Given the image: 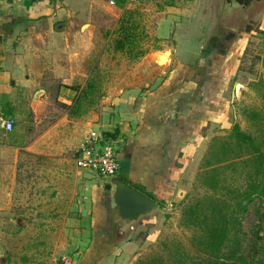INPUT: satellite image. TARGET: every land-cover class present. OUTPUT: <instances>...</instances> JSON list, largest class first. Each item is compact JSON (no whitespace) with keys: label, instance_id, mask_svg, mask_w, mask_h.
<instances>
[{"label":"rangeland","instance_id":"rangeland-1","mask_svg":"<svg viewBox=\"0 0 264 264\" xmlns=\"http://www.w3.org/2000/svg\"><path fill=\"white\" fill-rule=\"evenodd\" d=\"M126 7L137 12L132 20L143 31L142 37L136 36L143 52L172 46L182 50L184 62L192 67L202 65L213 70L219 64L222 66L221 75L212 79L215 86L222 87V114L219 121L208 123L202 131L206 148L211 139L227 134L234 123L245 132L253 131L255 118L250 114L264 120V0L253 1L232 13L225 0H141ZM166 14L172 16L164 18ZM98 24L94 28L97 32L92 39L93 48L77 66L81 72L88 70V77L93 73L99 77L96 95L81 97L79 86L86 78L76 74L78 84L74 79L65 84L75 90L68 104L57 98L54 77L41 85L17 88L13 94L0 96V264H77L86 255L87 235L75 232V221H70L67 209L72 199H79V203L85 192L83 180L99 175L77 166L84 139L78 144L79 132L83 129L68 122L64 114L68 115L67 107L77 96L81 97L78 111L89 110L92 103L91 110L97 112V103L105 94L103 86L125 75L139 60L132 55L136 49L129 54L113 48L112 31L117 22L102 18ZM153 25H157L158 39L147 37L149 26ZM172 27L173 37L169 32ZM217 55L223 56V60ZM236 84L239 86L235 87ZM7 119L12 126L6 131L2 121ZM78 119L87 126L85 115ZM95 120L94 116L91 121ZM105 133L100 135L107 140ZM89 134L94 133L88 131L85 136ZM109 144L116 149L115 143ZM200 157L198 154L189 165V179L186 177L182 195L176 194L168 205L170 216H156L157 225L146 235L144 226L139 225L135 233L128 234L135 238V245L109 250L101 264H135L150 256L165 255L168 249L164 250V244L194 251L189 241L191 229L181 226L179 221L183 208L206 193L196 180V173L201 170ZM230 175L234 177L235 173ZM259 204L258 198H253L240 215L245 246L256 229L255 209ZM105 224L108 229V218ZM259 234L264 236L262 230Z\"/></svg>","mask_w":264,"mask_h":264},{"label":"crops","instance_id":"crops-1","mask_svg":"<svg viewBox=\"0 0 264 264\" xmlns=\"http://www.w3.org/2000/svg\"><path fill=\"white\" fill-rule=\"evenodd\" d=\"M129 3V0H123L121 5L116 0H0V96L17 88L41 85L54 77L57 98L68 104L75 90L65 84L73 79L78 84L76 74H84L86 79L79 86L84 90L95 75L92 70V76L88 77L89 71L81 72L77 66L93 48L98 21L104 18L117 22ZM166 16L172 15L163 17ZM157 25L149 26L147 37L159 38ZM169 32L173 37V27ZM167 47L168 52L162 53L165 49L158 47L144 52L125 75L109 80L103 86L105 94L97 103L100 107L97 112L91 110V103L89 110L82 112L76 108L74 113L64 114L68 122L83 129L78 144L88 131L106 132L110 136L108 142L117 145L114 151L119 168L115 176L169 210L167 214L141 221L121 235L111 225L105 228L110 215L105 207L103 177L93 175L84 179L85 192L79 203V199H72L67 209L70 221H75V232L86 234L89 243L85 257L77 264H101L109 250L135 245V238L128 234L135 233L140 224L153 221L150 224L154 229L156 216H170L168 205L176 194L182 195L190 163L205 152L202 134L205 125L221 118L222 87L215 86L212 79L221 75L222 66L219 64L213 70L202 65L192 67L184 62L182 50ZM157 55L168 56L167 63L163 64ZM217 56L223 60V56ZM98 83L97 76L99 89ZM84 115L87 126L78 119ZM94 116L97 120L91 121ZM81 221L84 224L80 225ZM115 233L120 236L117 238Z\"/></svg>","mask_w":264,"mask_h":264},{"label":"trees","instance_id":"trees-1","mask_svg":"<svg viewBox=\"0 0 264 264\" xmlns=\"http://www.w3.org/2000/svg\"><path fill=\"white\" fill-rule=\"evenodd\" d=\"M122 1L116 3L121 5ZM135 13L124 9L112 32L113 48L129 54L136 49L132 55L137 58L144 52L136 36L144 34L138 30L139 23L132 20ZM98 91L94 75L81 97H93ZM81 97L68 105V112H75ZM250 117L255 118L253 131L245 132L232 124L227 134L211 139L200 158L201 170L196 173V180L206 193L183 208L179 221L181 226L191 229L189 241L194 251L164 244L167 254L137 260L135 264H264V236L259 234L260 230L264 234V120L256 118L255 113ZM228 173L235 176L228 177ZM253 198L260 201L255 209L257 223L249 245L245 246L240 215ZM140 225L144 226V234L152 226L148 222Z\"/></svg>","mask_w":264,"mask_h":264},{"label":"water","instance_id":"water-1","mask_svg":"<svg viewBox=\"0 0 264 264\" xmlns=\"http://www.w3.org/2000/svg\"><path fill=\"white\" fill-rule=\"evenodd\" d=\"M102 180L104 182L102 188L106 191L105 207L110 215V224L121 235L131 231L141 221L169 212L148 195L115 175L103 177Z\"/></svg>","mask_w":264,"mask_h":264},{"label":"built area","instance_id":"built-area-1","mask_svg":"<svg viewBox=\"0 0 264 264\" xmlns=\"http://www.w3.org/2000/svg\"><path fill=\"white\" fill-rule=\"evenodd\" d=\"M138 1L141 0H129ZM2 122L6 131L11 128L9 119ZM76 164L79 168L93 171L101 177L114 176L119 168L115 151L100 134H89L84 137Z\"/></svg>","mask_w":264,"mask_h":264},{"label":"flooded vegetation","instance_id":"flooded-vegetation-1","mask_svg":"<svg viewBox=\"0 0 264 264\" xmlns=\"http://www.w3.org/2000/svg\"><path fill=\"white\" fill-rule=\"evenodd\" d=\"M253 4L250 0H225V6L227 9H230V12L232 13L234 10H238V8L241 7H247L250 4ZM115 236H119V234H114Z\"/></svg>","mask_w":264,"mask_h":264},{"label":"bare ground","instance_id":"bare-ground-1","mask_svg":"<svg viewBox=\"0 0 264 264\" xmlns=\"http://www.w3.org/2000/svg\"><path fill=\"white\" fill-rule=\"evenodd\" d=\"M163 52H164V51H163ZM163 52H162V53H163ZM165 52H168V50L165 51ZM155 55H156V54H155ZM161 55H162V54H161ZM161 55H157V56L160 57L161 62H162L163 64H164V63L166 64V63H167V58H168V56H165L166 54H165L164 56H161Z\"/></svg>","mask_w":264,"mask_h":264}]
</instances>
